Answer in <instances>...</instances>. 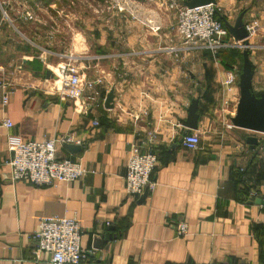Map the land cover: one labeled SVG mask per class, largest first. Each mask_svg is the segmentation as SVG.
<instances>
[{
  "label": "crops",
  "instance_id": "1",
  "mask_svg": "<svg viewBox=\"0 0 264 264\" xmlns=\"http://www.w3.org/2000/svg\"><path fill=\"white\" fill-rule=\"evenodd\" d=\"M189 1L128 0L124 12L110 2L91 34L76 29L75 47L50 33L53 48L48 0H0V264H49L48 254L36 259L32 241L43 216L81 221L85 264H264V133L233 123L245 51L185 48L176 22ZM242 12L247 25L262 18L256 7ZM253 36L251 91L264 102V49ZM70 55L79 58L83 85L76 102L60 96L56 75ZM194 104L198 127L190 130ZM187 130L200 134L197 149L184 146ZM53 138L64 139L58 156L79 161L86 176L48 186L13 182L11 148ZM135 147L158 160L155 187L133 198L125 176ZM182 221L185 236L175 228Z\"/></svg>",
  "mask_w": 264,
  "mask_h": 264
},
{
  "label": "built area",
  "instance_id": "2",
  "mask_svg": "<svg viewBox=\"0 0 264 264\" xmlns=\"http://www.w3.org/2000/svg\"><path fill=\"white\" fill-rule=\"evenodd\" d=\"M23 1V0H20ZM217 9L213 3L189 8H178L176 30L187 49H205L214 53L222 49L240 46L230 36L225 25L216 17ZM29 18L32 14L28 13ZM258 22L247 25L251 35L257 32ZM60 65L57 78L60 80V96L63 100L76 102L83 96V85L77 69L76 56ZM235 76L230 75L227 85H232ZM5 97V102H6ZM6 126L11 123L6 122ZM64 139H48L42 142L28 140L20 142L11 148L13 157L8 165L13 182L27 181L36 186L57 185L60 182H72L82 179L88 173L79 161L60 158L57 152L59 142ZM201 137L199 133H190L183 139L188 149H197ZM157 155L149 151H141L140 147L133 148L127 159L125 187L128 194L141 197L155 187L152 180L157 164ZM264 200V193L262 194ZM178 235L188 233L185 221L175 226ZM83 227L75 217L43 216L40 218L39 229L32 236L36 259L44 254L49 256V264H85L86 254L81 247ZM227 264V263H221Z\"/></svg>",
  "mask_w": 264,
  "mask_h": 264
},
{
  "label": "rangeland",
  "instance_id": "3",
  "mask_svg": "<svg viewBox=\"0 0 264 264\" xmlns=\"http://www.w3.org/2000/svg\"><path fill=\"white\" fill-rule=\"evenodd\" d=\"M106 1L107 0H48V47L54 48L56 46V44L51 43L52 38L50 37V33L58 36V38H53V40L63 41V45L65 44L67 47H75L77 42V28L82 31L85 30L87 34H91L94 18H96L97 15L103 16L107 13L110 2H113L111 6L114 7L115 10L118 9V12H124L125 9L123 8H125L128 2V0H109L107 3ZM260 1L263 2L258 6H253L255 2V0H253L248 3L243 2L240 7L238 6L233 9L232 6L217 4L216 9L220 13H226L232 21H235V18L242 10L247 9V7L250 9L251 6L252 9L256 7L257 13H261L262 18L254 20L258 22V27L257 32L252 38V42L257 46V49H264V0ZM166 3L169 5L168 0H166ZM182 6L183 5L180 7ZM253 16H255V12ZM86 41L91 44V37L86 38ZM239 47L234 45L230 48L241 51ZM261 55L264 56V53ZM256 56H258L257 53Z\"/></svg>",
  "mask_w": 264,
  "mask_h": 264
},
{
  "label": "water",
  "instance_id": "4",
  "mask_svg": "<svg viewBox=\"0 0 264 264\" xmlns=\"http://www.w3.org/2000/svg\"><path fill=\"white\" fill-rule=\"evenodd\" d=\"M213 3L217 5V0H190L186 6L193 8L200 5ZM220 19L224 22L226 29L228 30L230 36L240 43V47L244 48L245 51V62L243 66V71L240 75V89H241V99L238 106L237 117L233 119L235 126L262 132L264 133V102L261 100L255 99L252 94V79L254 73L253 62L249 59L250 54V42L249 38L251 37L250 32L247 28V23L245 21V12H242L238 15L234 23L228 21V19L219 13ZM48 75L51 76L52 72L48 71ZM114 93L111 92L108 95L106 106L111 108L113 101ZM264 97V95H263ZM197 104L191 106L189 110V118L185 123V126L190 130H195L198 127V116L196 114ZM189 134L187 130L184 136ZM68 140V138L66 139ZM249 141L254 142V138H249ZM65 146L69 148L72 152H76L79 148L74 144L65 143ZM264 203V200H261Z\"/></svg>",
  "mask_w": 264,
  "mask_h": 264
},
{
  "label": "trees",
  "instance_id": "5",
  "mask_svg": "<svg viewBox=\"0 0 264 264\" xmlns=\"http://www.w3.org/2000/svg\"><path fill=\"white\" fill-rule=\"evenodd\" d=\"M219 11L217 10V14H216V17L224 24V22L220 19V17H219ZM221 14V13H220Z\"/></svg>",
  "mask_w": 264,
  "mask_h": 264
},
{
  "label": "bare ground",
  "instance_id": "6",
  "mask_svg": "<svg viewBox=\"0 0 264 264\" xmlns=\"http://www.w3.org/2000/svg\"><path fill=\"white\" fill-rule=\"evenodd\" d=\"M57 81V80H56ZM59 81V80H58ZM60 82V81H59Z\"/></svg>",
  "mask_w": 264,
  "mask_h": 264
}]
</instances>
